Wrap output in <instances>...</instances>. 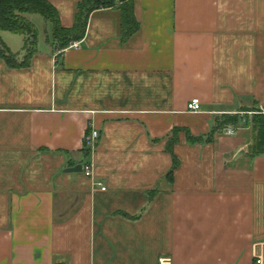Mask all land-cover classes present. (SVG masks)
Masks as SVG:
<instances>
[{
    "label": "crops",
    "instance_id": "1",
    "mask_svg": "<svg viewBox=\"0 0 264 264\" xmlns=\"http://www.w3.org/2000/svg\"><path fill=\"white\" fill-rule=\"evenodd\" d=\"M49 1L72 26L80 0ZM134 3L126 40L119 9L100 8L62 51L49 22L30 66L0 57V264H264L253 126L187 139L223 114L264 111V0ZM11 35L0 30L22 57L24 36ZM85 162L91 177L68 170Z\"/></svg>",
    "mask_w": 264,
    "mask_h": 264
},
{
    "label": "trees",
    "instance_id": "2",
    "mask_svg": "<svg viewBox=\"0 0 264 264\" xmlns=\"http://www.w3.org/2000/svg\"><path fill=\"white\" fill-rule=\"evenodd\" d=\"M116 7L120 11V31L122 39L126 40L140 28V22L135 14L134 0H80L77 2L74 14V23L66 27L61 23L57 7L49 0H0V30H8L24 36V54L13 52L0 36V57L11 68L28 67L37 51L39 30L29 15H41L53 27L52 45L55 50L62 51L72 43L83 39L86 34L90 15L97 9ZM235 114H223L218 117L216 124L208 135L193 136L187 133L191 143L210 142L215 134L221 132L226 126L239 127L251 123L256 131L255 142L250 148V155L256 157L264 154V111L258 107L242 110ZM251 112V114L249 113ZM178 140L177 131L169 139L167 149L172 153L174 165L170 170L172 174L178 159L173 153V144ZM90 153L85 147V154Z\"/></svg>",
    "mask_w": 264,
    "mask_h": 264
},
{
    "label": "built area",
    "instance_id": "3",
    "mask_svg": "<svg viewBox=\"0 0 264 264\" xmlns=\"http://www.w3.org/2000/svg\"><path fill=\"white\" fill-rule=\"evenodd\" d=\"M73 44H76L74 42ZM187 108L190 111H200L201 110V102L199 98H192V100L188 103ZM251 113V112H249ZM224 132L226 134H234L235 130L232 126H226L224 128ZM100 138V132L96 128L89 129L85 136V147L89 148L90 152L94 151L96 148L97 142ZM82 170L86 176H93V165L90 162H85L82 164ZM98 185L101 186L102 189H106L107 187L102 184V182H98ZM260 260H258V263ZM159 264H172V260L170 257H161L159 259Z\"/></svg>",
    "mask_w": 264,
    "mask_h": 264
},
{
    "label": "rangeland",
    "instance_id": "4",
    "mask_svg": "<svg viewBox=\"0 0 264 264\" xmlns=\"http://www.w3.org/2000/svg\"><path fill=\"white\" fill-rule=\"evenodd\" d=\"M29 17L35 23V25L37 26V28L39 30V39H40L39 42H40V44H44L42 38H43V36H46L47 35V33H45V31L47 30V27L48 26H51L50 23L47 22L46 20H44L43 17L42 16H39V15H29ZM11 36H14V38H16V40H19L18 38H20L19 35L14 34V33ZM17 47L18 48H16V50H14V52L21 53L22 52L21 46L19 45Z\"/></svg>",
    "mask_w": 264,
    "mask_h": 264
},
{
    "label": "water",
    "instance_id": "5",
    "mask_svg": "<svg viewBox=\"0 0 264 264\" xmlns=\"http://www.w3.org/2000/svg\"><path fill=\"white\" fill-rule=\"evenodd\" d=\"M69 171H82V164H78L72 168L68 169Z\"/></svg>",
    "mask_w": 264,
    "mask_h": 264
}]
</instances>
